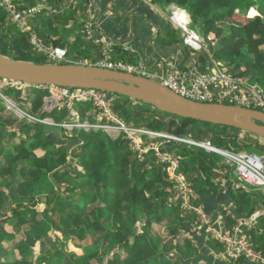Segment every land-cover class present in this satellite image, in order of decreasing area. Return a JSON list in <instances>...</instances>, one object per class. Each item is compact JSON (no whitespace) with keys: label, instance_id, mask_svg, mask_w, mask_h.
<instances>
[{"label":"trees","instance_id":"trees-1","mask_svg":"<svg viewBox=\"0 0 264 264\" xmlns=\"http://www.w3.org/2000/svg\"><path fill=\"white\" fill-rule=\"evenodd\" d=\"M148 1L165 11L172 4L185 9L191 17V28L202 38L220 43L219 56L229 61V66L240 75L251 70L264 87V0ZM15 3L21 6L23 1ZM54 6L62 7L58 2ZM0 54L24 61L40 54L27 33L12 22L1 6ZM204 56L202 60L207 59ZM243 66L245 70H241ZM22 93L12 87L4 90L6 96L19 103L23 102ZM106 93L116 97L114 107L125 120L139 117L136 113L139 107L134 104L137 101ZM31 95L26 97L30 103L27 112L39 119L51 117L56 125L37 122L38 127L32 132L31 123L26 120L17 132L6 130L0 122V175H8L0 182V212L7 202L3 186L10 189L13 204L11 213L0 214V264H212L201 253L195 238H181V229L191 231L196 217H180L181 202L169 207L172 196L169 188L173 182L165 164L157 163L150 153L144 160L139 159L123 134L112 137L102 129L67 131L60 124L70 116L68 107L43 111L45 98L50 96L48 88L33 86ZM75 108L82 118L93 120L89 114L94 108L92 102L78 101ZM4 111L0 97V112ZM173 116L178 123L170 132L181 137L193 133V125L200 122ZM204 123L217 128L211 140L218 148L261 153L260 145L242 138L241 130ZM39 149L44 151L42 155L36 153ZM178 154L183 158V170L194 182L202 177L205 187L219 193L216 178L227 166L226 162L221 163L219 153L182 147ZM7 162L9 165L3 166ZM244 185L237 188L229 182L228 192L237 215L249 216L264 204V193L257 197L255 189L248 192ZM40 204L45 205L43 209ZM163 222L169 231L166 241L153 232L154 225ZM53 231H61L63 235V239L57 237L60 248L46 251V241H52ZM196 232H192L193 236ZM21 233L22 238L14 245L13 258L1 256L5 241H14ZM251 233L258 247L264 248V217ZM73 237L81 239L77 247L83 253L69 262L64 248ZM207 242L213 253L222 249L213 238L208 237ZM37 243L43 252H37ZM212 258L215 259L211 254ZM238 262L254 263L246 259Z\"/></svg>","mask_w":264,"mask_h":264},{"label":"built area","instance_id":"built-area-1","mask_svg":"<svg viewBox=\"0 0 264 264\" xmlns=\"http://www.w3.org/2000/svg\"><path fill=\"white\" fill-rule=\"evenodd\" d=\"M15 1L0 0V6L9 13L13 23L18 25L22 31L31 35L30 42L34 49L43 53L48 63L66 61L68 59V49L57 45L48 46L43 43L38 37L39 34L29 27L27 21V18L34 17L36 13L45 11L48 14H55L60 10L52 6L48 7L49 5L42 3L19 10ZM182 13H186L188 17L184 15V17L178 19L177 16ZM171 19L178 28L186 33V44L196 50L203 49V38L196 30L189 28L191 24L190 16L185 9L174 7ZM97 28L99 26L96 21L85 24L88 36L94 39L95 43L102 46L104 50L103 55L106 59L96 63L95 65L97 66L138 74L161 81L163 85L172 91L194 101L240 105L264 111V87L249 83L245 77L231 72L230 69H226L220 62L217 64L214 62L213 65H204L200 61L194 60L190 65L181 66L182 60L179 63L176 61L174 64H169L168 61L162 60L160 63L165 67L164 72H157L156 69H152L144 63L115 62L111 54L114 50V42L107 39L103 33L97 36L95 32ZM125 50L128 52L133 49L125 46ZM30 86L24 82L0 76V91L11 87L23 90ZM36 87L48 88L50 91V96L45 98L44 106L46 108H43V111L48 112L54 108L68 107L70 116L60 124L64 128L69 130L102 129L112 137H118L123 134L124 138L129 141L131 150L141 160H144L147 154L153 151L159 160L167 166L166 170L173 182V189L170 191L174 190V193L172 192V196L169 199V205L180 201L182 203V215L184 213L186 215L191 213L198 214L196 216L200 223L194 222V229L197 230L200 227L199 224H202V226H205V231L209 237L215 239L222 246L220 251L214 253L217 258L227 261L246 259L257 264H264V248L258 247L255 237L251 233L259 219L264 217V208L249 216L234 215L229 218L226 215H218L212 220L200 207L193 203L195 199L193 182L190 179V175L183 170V158L173 152L161 151L162 142L153 143L152 141L155 137H163L168 140L183 142L189 148L194 146L204 148L209 152L219 153L225 157L226 164L234 168L237 177L235 186L237 188L240 187V184L254 188L264 186V154L254 151H232L231 149L218 148L210 139L199 141L187 138V136L181 137L171 135V133L136 128L134 124H127L120 114H117L118 117L113 115L115 96H108L106 92L95 88H72L58 85ZM1 95L6 100H9L3 94ZM78 101L93 103L94 112L93 110L89 111V114L94 116H92L93 120L81 117L80 112L75 108V103ZM60 102H64V106ZM45 119L46 122L51 121V124L56 125L53 118L46 117ZM131 133H134V135H131Z\"/></svg>","mask_w":264,"mask_h":264},{"label":"rangeland","instance_id":"rangeland-1","mask_svg":"<svg viewBox=\"0 0 264 264\" xmlns=\"http://www.w3.org/2000/svg\"><path fill=\"white\" fill-rule=\"evenodd\" d=\"M39 4L40 3H38L36 5H39ZM42 4H46V5H49L48 7H51L50 3L43 2ZM175 5L176 4H173V5H171L172 7H170V8L168 7L167 8V13L168 14L170 13L168 15V19L171 18V11H172V9L174 10ZM77 9L80 10L79 6L77 8H75V9L72 8V7L68 8L63 13H65V14L67 13L69 15L76 16L78 14V10ZM43 15H44L43 13H36L35 16H34V17H37L36 20L31 19V18H34V17L27 18L29 27L32 30H35L39 34L38 37L43 43H45V44L47 43L48 44L50 42L48 36L51 33H53L54 36L58 35L61 38H65V39H67L71 35H74L75 39H76L75 43H68L66 45L67 48H68V56L67 57L75 59V60H81V61L84 60V56H86V57L88 56V51H92V49H94L93 43H95V41H94V39L90 38L88 36V34L86 33L85 24H84V29L82 30L81 25H80L81 20H80V18L78 16H76L77 20L78 19L79 20L76 23L75 28L68 29V28H66L64 26L63 20L60 17V15H58L57 17L55 16V18L51 17L50 19H47V18L43 17ZM248 16H249V14H248ZM70 18H72V17H70ZM241 18L243 19L245 17L241 16ZM69 21H71V20H69ZM190 21H191V17H190ZM48 23H49L48 31H46V26H47ZM173 24H171L170 20H167L165 23L161 24L159 33H157V29H155V28H154V30L152 29V33H150V38L153 39V40L155 39V40H159V41H163V42L169 43L170 45H173V43H175V45H179V47L183 50L185 55L189 56V58H190V55L194 56V58L192 59L191 63L194 60L195 61H200L204 65H213L214 62H215V64L220 62L224 67H226V69L228 68V69H230L231 72H235L236 74H239L238 70H236V69L232 68L231 66H229L230 65L229 61H226V59L224 57L219 56L218 51L220 50V46H221L220 43L219 44H214V42H216V40H214V42H213V41L206 40L204 38L203 39L204 40V47H203L204 50L203 49L196 50L193 47H191V46H189L188 44L185 43V34L186 33L183 32L180 28H178L175 24L174 25ZM191 27H193V26L190 25L189 28H191ZM191 29H193V28H191ZM26 33H27L28 38L30 40L31 39V35L28 32H26ZM105 36L108 39L107 35H105ZM109 40H111V39H109ZM113 42H114V46H115L117 41H113ZM126 44H128V42H125V45ZM126 46L131 47L129 44L126 45ZM100 47L102 48V52H101L102 56H103L102 60H105L106 57L103 55V53H104L103 47L102 46H100ZM206 47H207V49H206ZM131 48L133 50H130V51L134 52V48L133 47H131ZM205 52H206L207 55L209 54L210 56H209V60L203 61L202 57L205 55ZM38 53H41V52H38ZM43 55L44 54L41 53V54H38V55L30 56L29 60H30V62L31 61L32 62H34V61L35 62L36 61H38V62L39 61H41V62L47 61V59ZM69 62H71V61L69 59H67L66 61H64L62 63H69ZM138 63H144V62H138ZM191 63L186 64V65H190ZM182 64H181V66H186L185 64L184 65H182ZM245 69H246L245 66H243L241 68V70H245ZM241 76L245 77L249 81V83H251L253 85H261L260 79L257 76H255L251 70H248L244 75H241ZM33 86L34 85H31L30 87H33ZM30 87L21 90L23 92L22 93V98L24 97L22 103L16 102L15 99H12V98L6 96L4 94V90H6V89H3V90L0 91L1 94H3L4 96H6L9 99V100H6L0 94V97L2 99V105H4V107H5V111L2 112V113L0 112V122L6 128V130L19 132L18 130H19L20 124L23 123L26 120L29 123H31L30 129H31L32 132L35 131V129L38 127V126H36L37 122H43V123L51 124V121H47L46 122V119L40 121V119H37V118L33 117L30 113L27 112V109L30 106V103L28 102L27 98L28 97L30 98L32 96ZM34 87H36V86H34ZM134 104L139 107V110L143 111L142 112V111L138 110V112H136L137 115L139 114V117H137V118L132 117L130 120H125V118L120 115L123 118V120L129 125L130 124H134V125H136V128L145 129V130H153V129H155L154 131L166 132V133L170 134L171 133L170 130L172 129V127H175V124L178 123L176 120H174V116L172 114H170V117H169L168 113H163L162 111L157 110L152 105L145 104V103H143L141 101L134 102ZM44 108H46V106H44ZM142 108H144V109H142ZM127 109L131 111V108H129V107H127ZM113 111H114L113 115L118 117L117 114H119V113L115 109L114 103H113ZM93 112H94V109H93ZM140 115H142L143 117L141 118ZM92 116H93V114H92ZM150 123H152V124H150ZM193 126H194L193 133L189 134L187 132L185 134V136H187V138H192V139L199 140V141H205V140H209V139L211 140L213 135H214L213 130L217 129L216 127L212 126L211 124H207V123H204L202 121L196 122ZM65 129L67 131H69V129H67V128H65ZM239 133L242 136V138H244L246 141H253L255 145H260V151H261L262 154H264V138L256 136V135H254L252 133H249V132L240 131ZM62 134H64V132H62ZM172 134L173 133H171V135ZM131 135H134V133H131ZM173 135H175V134H173ZM59 137H63V136L59 135ZM18 139L19 138H16V141H18ZM152 142L153 143L162 142V145L160 146V150L161 151H167V152L169 151V152H173L175 154H178L182 147H187L186 146L187 144H185L183 142H178L176 140H168V139H165L163 137H155ZM175 143H177V144H175ZM172 144H174V146L170 147ZM193 148L197 149L198 147H194L193 146ZM190 149H192V148H190ZM232 151H239V150H232ZM36 153L39 154V155H42L44 153V151L39 149V150H37ZM149 153L152 156L156 157V162L157 163H162L159 160V158L154 154L153 151H150ZM220 160H221V163H223V164L225 163V157L224 156L220 155ZM8 165L9 164L7 162L3 166H8ZM231 168H232V171L230 170V168H228V165H227L226 168H225L227 172L225 171V169L220 171L219 175L216 178V181L219 182V188H221V186L228 188V183L229 182L232 183V186L236 187L235 186L236 184H234L233 181H235V179H237V177H236L234 168L233 167H231ZM166 169H167V167H165V170ZM227 174H229V175L227 176ZM7 176L8 175H0V182L2 183L3 178H5ZM190 179H191V177H190ZM13 181H14V185L16 186L17 179L15 177H14ZM191 181L194 183V181L192 179H191ZM199 182H200V179L198 177L196 179V184L198 185ZM250 188L251 187L247 186L245 190L250 189ZM172 189H173V187L169 188V190H172ZM255 189H256L255 192H256V196L257 197H260V194L264 193V186L256 187ZM2 190L5 192V197H6L7 202H6L4 211L0 212V214H3V213L9 214V213H11V208H12V205H13L12 204L11 191H10L9 188H6L5 186H3ZM172 192L174 193V190ZM178 202H180V201H177V202H175L173 204H170L169 207L170 206H175ZM44 206H45L44 204H40V208L41 209H43ZM262 206H264V204ZM262 206H258V210L260 208H262ZM229 210H231V209H229ZM229 210H228V213L230 212ZM179 215H180V217H182L184 219L189 218L188 214L186 215L184 213V215H182V206H181ZM196 221L198 223H200V221H199V219L197 217L195 218L194 222H196ZM142 225H143V223L140 222L138 224L139 228H141ZM5 226L7 227V229L12 230V228L8 224H6ZM199 229H200V227L197 228V230H195L194 229V225H192L191 231H187V230H184V228H182L181 229L182 230V232H181L182 233L181 234L182 235L181 236L182 240L185 237L193 239L194 236H193L192 232L198 231ZM153 232L157 233L158 235H160L162 238H164L165 241L169 239V235H168L169 231H168L167 223L163 222L161 224H155L154 227H153ZM22 236H23V233L19 234L17 236V239H15L14 241H5V243H4V251L5 252L1 256L5 257V258H11L12 259L13 258L12 252L15 251L14 250L15 249L14 245L19 239L22 238ZM50 237H51L52 241H46V244H47L46 251L55 250L56 248H60V245L57 242V237H59L60 239H63V235H62L61 231H59V232L53 231L50 234ZM80 243H81V239L78 238V237H73L72 239H70L67 242V244H66V246L64 248L65 252H66V260H69V262H70L72 259H74L75 255H81L83 253V250L81 248L77 247V245H79ZM36 250H37V252H39V251L43 252L41 250V247H40L39 243L36 244ZM6 253H11V254H6ZM227 262H236L237 263L238 260L237 261L232 260V261H227Z\"/></svg>","mask_w":264,"mask_h":264},{"label":"crops","instance_id":"crops-1","mask_svg":"<svg viewBox=\"0 0 264 264\" xmlns=\"http://www.w3.org/2000/svg\"><path fill=\"white\" fill-rule=\"evenodd\" d=\"M22 1V5L17 6L19 10L43 2L50 3L52 7L56 8L54 4L55 2H58L62 7L59 9L60 11L57 14L60 15L63 20L64 26L68 29L75 28L76 23L79 20H77L76 16H78L81 20L80 25L82 30L84 29V24H86L87 22L96 21L99 26V28H97L95 31L97 36L98 34L103 33L104 35H107L108 39L117 41L116 45L114 46V50L112 51V59L115 62H144L148 67L156 69L157 72H164L165 67L160 63L162 60L168 61L169 64H174L176 61L179 63V61L182 60L183 64H181L186 65L191 63L192 59L194 58L193 55H190V58L189 56L185 55L179 45H175V43H173V45H170L169 43L155 39L153 40L150 38L152 29H157V33H159L161 24L165 23L167 20H170L171 24H173L174 22L171 18L168 19V15L170 13L168 14L167 11L161 9L156 5H153L148 0H54V4L51 0ZM78 6L80 10L77 9L78 14L76 16L63 13L68 8L72 7L75 9ZM170 7L172 6H169V8ZM175 7L178 6L175 5ZM41 13H43V17L47 19H50L51 17L55 18V16H58L56 14H48L45 11H42ZM31 19L36 20L37 17ZM48 25L49 23L46 26V31H48ZM48 38L50 42L48 44L46 43V45H57L66 48V45L68 43H75L76 41L74 35H71L67 39H65L61 38L58 35L54 36L53 33H51ZM125 42H128V44L134 48V52H127L125 50V46L128 45H125ZM214 44L219 43L216 41L214 42ZM93 45L94 49H92V51H88V56H84L83 61L68 58L71 61L69 63L96 64L99 60L101 61L103 59L101 53L102 48L96 43H93ZM43 56L46 58L45 55ZM209 56V54L206 57L204 56V58L207 59H204L203 61L209 60ZM199 179L200 182L198 185L196 184V182L193 183V191L195 196V199L193 201L194 205L200 207L203 212L212 220H214L218 215H226L229 218L237 215L233 207V201H231L228 188L221 186V188L219 189V193L214 192L212 188L205 187L206 183L202 177ZM236 182L237 180L235 179L233 183L236 184ZM246 187L247 185H244L245 189ZM251 189L255 188L251 187L246 191L250 192ZM45 200L46 198H44V201ZM196 202L198 204H196ZM262 208L264 207L262 206ZM228 210L230 211L229 213ZM190 215L196 216L198 214L191 213ZM199 225L201 228L196 232L197 234H195L194 238L206 260L210 259V263L212 264H239V262L229 263L225 262L221 258H217L214 255L213 250H211L208 245L207 239L209 235L206 233L204 226H202V224ZM211 254L214 255L215 259H211Z\"/></svg>","mask_w":264,"mask_h":264},{"label":"water","instance_id":"water-1","mask_svg":"<svg viewBox=\"0 0 264 264\" xmlns=\"http://www.w3.org/2000/svg\"><path fill=\"white\" fill-rule=\"evenodd\" d=\"M0 76L34 86L95 88L152 105L163 113L234 127L264 138V111L194 101L145 76L95 64L37 63L0 54ZM64 106V102H60ZM174 142V141H173Z\"/></svg>","mask_w":264,"mask_h":264},{"label":"bare ground","instance_id":"bare-ground-1","mask_svg":"<svg viewBox=\"0 0 264 264\" xmlns=\"http://www.w3.org/2000/svg\"><path fill=\"white\" fill-rule=\"evenodd\" d=\"M184 15H185V17H188V16H186V13H182L181 15H178L177 18H178V19H181V17H184ZM187 19H188V18H187ZM50 105H51V104H50Z\"/></svg>","mask_w":264,"mask_h":264}]
</instances>
